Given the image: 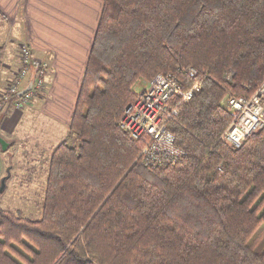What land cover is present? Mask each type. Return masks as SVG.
<instances>
[{"label": "trees", "instance_id": "16d2710c", "mask_svg": "<svg viewBox=\"0 0 264 264\" xmlns=\"http://www.w3.org/2000/svg\"><path fill=\"white\" fill-rule=\"evenodd\" d=\"M159 72L201 83L177 100L187 154L165 167L120 125ZM263 81L264 0H103L42 216L0 206V264H264V127L236 149L222 139L229 95Z\"/></svg>", "mask_w": 264, "mask_h": 264}, {"label": "crops", "instance_id": "0c3cea01", "mask_svg": "<svg viewBox=\"0 0 264 264\" xmlns=\"http://www.w3.org/2000/svg\"><path fill=\"white\" fill-rule=\"evenodd\" d=\"M102 8L103 0H0L3 81L16 79L22 44L47 63L45 88L31 104L0 110V135L9 143H0V182L9 165L16 179H47V157L70 132Z\"/></svg>", "mask_w": 264, "mask_h": 264}, {"label": "built area", "instance_id": "2783aa9c", "mask_svg": "<svg viewBox=\"0 0 264 264\" xmlns=\"http://www.w3.org/2000/svg\"><path fill=\"white\" fill-rule=\"evenodd\" d=\"M20 60L21 67L16 79L3 81L0 72V110L10 106L24 109L45 88L47 63L35 56L28 44L20 46ZM196 75L197 70L190 67L188 76ZM28 86L29 89L20 94ZM200 90L199 81L185 88L184 80L178 72H159L142 90L136 89V98L126 106L120 125L134 138L144 139L140 152L144 164L165 167L187 154L186 149L178 145L170 122L179 114L177 100L188 102ZM228 105L232 111V120L222 139L236 149L247 137L263 128L264 81L250 96L229 95Z\"/></svg>", "mask_w": 264, "mask_h": 264}, {"label": "rangeland", "instance_id": "374dc122", "mask_svg": "<svg viewBox=\"0 0 264 264\" xmlns=\"http://www.w3.org/2000/svg\"><path fill=\"white\" fill-rule=\"evenodd\" d=\"M148 82V80H141L135 85V90H142ZM71 142H77L75 136L71 138ZM12 150L13 148L11 147L9 152H11ZM51 155L52 153H49L47 157L48 165L51 159ZM15 171L16 167H13V175L8 180V187L3 192H0V206L14 211H23L33 218L41 217L44 202V189L47 179H43V177L41 176L42 180L33 182H30L29 180H22V178L20 180V177H18L17 179L15 178Z\"/></svg>", "mask_w": 264, "mask_h": 264}, {"label": "water", "instance_id": "95a60500", "mask_svg": "<svg viewBox=\"0 0 264 264\" xmlns=\"http://www.w3.org/2000/svg\"><path fill=\"white\" fill-rule=\"evenodd\" d=\"M30 86H31V84H30ZM30 86H28L27 88H25L24 90H22V92H20V94H22L23 92H25L26 90H28ZM0 143L2 144L3 149H7L9 143L1 135H0ZM11 169H12V165H9L7 167V173L1 178V182H0V192H3L6 189V187H7V181L11 177Z\"/></svg>", "mask_w": 264, "mask_h": 264}, {"label": "bare ground", "instance_id": "6f19581e", "mask_svg": "<svg viewBox=\"0 0 264 264\" xmlns=\"http://www.w3.org/2000/svg\"><path fill=\"white\" fill-rule=\"evenodd\" d=\"M228 100V99H227ZM263 127H264V125H263Z\"/></svg>", "mask_w": 264, "mask_h": 264}]
</instances>
